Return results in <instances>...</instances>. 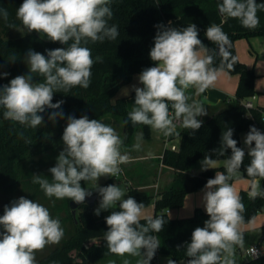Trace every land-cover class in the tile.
I'll use <instances>...</instances> for the list:
<instances>
[{
  "label": "clouds",
  "instance_id": "obj_1",
  "mask_svg": "<svg viewBox=\"0 0 264 264\" xmlns=\"http://www.w3.org/2000/svg\"><path fill=\"white\" fill-rule=\"evenodd\" d=\"M112 0H23L16 11L17 18L28 33L33 31L52 42L67 47L46 50L47 56L28 49L24 57L28 65L27 75H18L9 84L0 86V108L3 118L25 128L37 129L44 123L41 113L46 109H61L63 100L53 103L54 93H67L74 87L87 89L91 83L92 67L103 62V57H92L86 45L111 41L119 36L117 25L109 24L113 17ZM219 14L224 18L221 24H211L206 37L216 45L211 49L198 38L195 24L178 29L157 24L154 46L150 59L155 66L142 70L138 75L142 87L132 86L135 92L134 106L128 112L127 120L133 125L149 126L165 137L176 133L177 122L193 135L203 125L198 117L208 115L204 104L192 99L187 93L190 88L195 94L204 93L213 87L226 69L234 70L236 58L229 49L231 41L223 31L222 24L229 18L238 19L248 29L259 26L258 11L264 10V3L256 0H220ZM8 10L0 7V18L8 21ZM13 28V25H9ZM71 42V43H69ZM221 62L215 65V57ZM11 58L9 62H14ZM33 74L43 78L33 82ZM9 74L0 72V77ZM126 94H128V90ZM192 102L189 103V100ZM63 111H53L49 120L64 119ZM21 138L23 133H21ZM63 150L56 157L55 166L48 171L51 180L43 174H33L32 183L39 185L48 198L74 201L83 204L92 190L101 197L94 214L113 209L105 218L108 230L104 233L108 251L119 257H138L136 264H150L160 242L155 235L163 230L168 220L164 216L146 218L141 223L145 205L133 197L124 199V190L115 184L100 187L101 177H115L127 163L130 156L122 153L124 139L111 125L86 115L75 118L67 116L62 134ZM26 144H32L30 138ZM143 134L136 136L135 150H140ZM233 139V130L222 133L220 147L213 149L200 161L201 171L216 169L218 159H223L224 171H216L202 189L201 203L209 216L203 227H196L191 233V242L185 243L186 264H236L235 250L243 247L242 224L245 211L242 198L232 181L241 177L246 153ZM249 163L245 168L250 178V199H264V133L251 126L244 138ZM254 145V146H253ZM215 154L216 158H212ZM94 182L88 189L81 182ZM119 206V211L114 209ZM0 264H38L36 253L46 246L58 244L64 236V229L58 218L38 201L23 196L11 201L0 215ZM181 246H177L179 249ZM143 250V252L141 251ZM115 264V262H110ZM123 264H130L125 259ZM167 264H176L168 259Z\"/></svg>",
  "mask_w": 264,
  "mask_h": 264
},
{
  "label": "trees",
  "instance_id": "obj_2",
  "mask_svg": "<svg viewBox=\"0 0 264 264\" xmlns=\"http://www.w3.org/2000/svg\"><path fill=\"white\" fill-rule=\"evenodd\" d=\"M220 0H112L111 8L113 17L109 24H115L119 30V36L115 40H105L104 42L89 43L86 45L91 49L92 57H103L102 63H95L92 67L91 83L87 89L79 86L72 88L69 92L54 93L53 103L63 100L61 109H46L40 115L44 118V123L37 129L25 128L18 123L4 126L0 125V178L5 182H15L19 180L20 171L18 163L26 156L34 155L37 150L46 152L45 146L51 129V125H57L55 134V144L62 142V134L67 124V116L72 115L80 118L86 115L89 119H103L109 115L122 119L125 140H131L139 129L142 130L143 138L150 140L151 128L142 124L133 125L131 121L125 124L128 116V101L126 98H117L113 101L118 90L129 83L135 74H140L142 70L155 66L150 59V50L154 46V37L158 29L157 24L182 29L190 23L195 24L199 31V39L203 44L211 49L216 45L206 37V29L211 24H221L224 19L218 11L217 4ZM257 3H264V0H256ZM23 3V0H0V7L8 10V21L0 18V29L18 27L21 21L16 16V11ZM259 26L255 29H248L241 25L238 19H227L221 26L231 41L230 52L236 58L234 70H228L231 74L239 75L240 81L236 91V102L221 110L209 120L203 122L202 127L196 130L194 135L191 129H183L178 134L180 142L177 151L165 149L162 162L165 166L172 168L174 178L171 184L155 199V196L147 191L140 190L138 187H130L127 199L133 197L138 203H143L144 208L154 204V215L152 218L164 216L168 223L159 233L155 235L160 242L154 258L150 264H156L159 255H164L177 261L187 260L186 249L183 245L191 242V233L196 227H203L204 221L209 219L206 211L197 208L192 216L185 218H172L167 210L179 208L183 205L187 194L204 188L209 178H214L216 171L220 169H208L198 175L191 174L201 159L206 154L212 153L213 149L220 147L223 131L227 128L233 130V139L237 140V146L242 148L240 134L249 132L251 126H255L264 133V110L247 109L242 100L249 98L257 93L254 82L256 74L253 69H249L241 63L234 49V42L241 38L252 36H264V10L258 11ZM71 43V42H69ZM67 47L59 42L44 40L36 34H27L23 37L6 41L0 32V72H6L7 77H0V86L9 84L10 80L18 75L28 74V65L24 57L28 49L40 52L47 56L46 50ZM14 62H9L11 58ZM221 57H215V65L218 66ZM43 78L33 74V82H42ZM4 109L2 108L3 111ZM63 111L64 119H57L55 123L49 120V115L53 111ZM21 133L23 137L21 138ZM30 138L32 144H26L25 139ZM254 146V145H253ZM243 149V148H242ZM63 150V149H62ZM57 147L52 150V158L59 155ZM244 165L241 168L243 178L249 179L245 171L249 163L247 151ZM231 155L228 149L225 156L218 160H223ZM212 158H216L215 154ZM44 164V161H43ZM45 166V165H44ZM40 167V166H39ZM39 170V169H37ZM35 170H29L24 176L32 182ZM85 187L86 182H81ZM113 184L110 178L102 186ZM264 187V180H261ZM97 196L96 202L101 197L97 191L92 192ZM239 195L245 207L243 213L244 224L253 221L257 215L264 210V199H250L248 191L242 190ZM67 199V198H66ZM69 206L71 200H68ZM119 211V206L114 209ZM95 215L93 207L83 203L77 209V216L74 218L76 223L75 233L60 248L52 252L38 264H97L99 261L112 257L108 251L104 240V233L108 230L105 218L110 215ZM73 215V214H72ZM141 223H146V218L141 219ZM264 244V224L260 228ZM243 239L247 234L242 231ZM90 241L93 244L86 247ZM181 246L179 249L177 246ZM143 252V250H141ZM244 264H264V255L258 258H250Z\"/></svg>",
  "mask_w": 264,
  "mask_h": 264
},
{
  "label": "crops",
  "instance_id": "obj_3",
  "mask_svg": "<svg viewBox=\"0 0 264 264\" xmlns=\"http://www.w3.org/2000/svg\"><path fill=\"white\" fill-rule=\"evenodd\" d=\"M233 45L238 60L245 64L249 69H253L256 74L254 86L257 93L242 100V103L245 104L247 101H251L253 103L252 109L264 110V36L241 38L236 40ZM138 75L139 74H135L129 83L122 86L113 99V101H115L117 98H126L128 101L129 111H131L134 106L135 98V92L132 90V86L136 85L137 87H142V85L139 84ZM239 81V75L231 74L228 71H225V73L219 77L215 85L208 88L204 93L196 95L195 89L190 88L187 94L192 99L202 102L208 111V115L198 117V119H202L203 122H205L229 105L234 104L236 102V91ZM125 89L128 90L127 95H125ZM192 99L189 100V103L192 102ZM183 129V127H179V131ZM245 136V132L241 133L240 140L243 150L248 151L244 144ZM143 141L147 143H142V148L138 151L139 156H130V160L128 161L142 160L139 164L142 171H140V174L135 177V175L130 173L131 168L127 169V172L130 174L127 178V188L129 191L130 187H138L140 190L147 191L148 193L154 195L155 199H158L160 194L171 184L175 171L172 168L165 166L158 157L163 152V143L160 133L154 132L151 129L150 140L143 139ZM179 142L180 138L175 137L171 143L179 145ZM145 160L150 161L146 162ZM222 167L223 160H218L216 169H220ZM190 172L194 175L204 172L201 171L200 161ZM233 185L237 189L238 193L242 190L248 192L250 191V180L243 178L242 174L241 177L238 178V181L233 183ZM202 189L187 194L181 207L167 210L170 217L175 219L189 217L193 215L197 208L205 211L203 204L201 203ZM98 205L99 202H96L93 207V212ZM111 211H113V209H109L107 211L101 210L100 214H108ZM153 215L154 204H151L150 206L144 208L141 219L153 217ZM263 224L264 210L260 212L253 221L242 225L241 230L245 231L247 234V237L244 240L250 239L249 237L251 236L248 249L252 245L259 244L261 236L260 228ZM248 249H246V251ZM240 253L241 247L238 246L235 250L236 264H244L249 259L248 257L246 259H242L240 257ZM168 259L169 258L167 257L159 255L156 264H167ZM118 262L119 261H115V264ZM176 264H186V260L177 261Z\"/></svg>",
  "mask_w": 264,
  "mask_h": 264
},
{
  "label": "rangeland",
  "instance_id": "obj_4",
  "mask_svg": "<svg viewBox=\"0 0 264 264\" xmlns=\"http://www.w3.org/2000/svg\"><path fill=\"white\" fill-rule=\"evenodd\" d=\"M0 32H1L3 39L6 41L17 40L27 34H36L40 38H42L41 35L35 31L28 33L27 30L23 27L22 23L16 28L0 29ZM42 39L48 40L46 36H44ZM0 110H2V108H0ZM3 111H0V125L1 126H4V124L8 121L3 118ZM101 121L115 128L117 133L121 136V138L124 139V144L121 148L122 153L127 152L129 156H139L138 155L139 150H135L133 148V145L136 143V136L142 133L141 129L135 132L131 140H125L123 122L121 118L109 115L101 119ZM16 124L17 123H13L11 121H9L8 123V125H16ZM57 128H58L57 125H51V129L50 131H48L49 136L48 138H45L46 140L45 146L47 147V151L45 153L37 150L34 155L26 156L24 159H22L18 163V169L20 171L19 180L11 183V182L2 181V179L0 178V215H3V208L5 205H9L11 201L23 196L27 199L38 201L39 203L43 204L45 207L49 209L51 216L53 218H58L61 222V225L64 229L63 238L58 244L48 245L42 251L37 252L36 260L38 263L42 261L44 258H46L48 255H50L52 252H54L55 250L60 249L64 245V243L72 237L76 229V223L74 221V216L72 215V209L70 208L67 199L65 198L63 200H57L55 197H52V198L46 197L44 192L40 189L39 185L33 184L31 181L26 179V177L24 176L30 169L31 170L36 169L37 174H43L47 176L49 180H51V173L48 170L51 167L55 166L56 164V159L54 157L52 158V150L55 147H57V150H59L58 152L62 151L63 149L62 145L55 144L56 143L55 134H57ZM143 143H147V142L143 141ZM43 161H44V164H43ZM141 161L142 160H137V161H131V162L124 163L123 169L125 170V178L120 177V178L113 180L115 185L120 186L124 190L125 197L128 194L127 178H128V175H130L127 172V169L131 168L130 173L132 175H135V177H137L140 174V171H142L141 167H139L140 166L139 164L141 163ZM145 161L149 162L150 160H145ZM109 178L111 177L108 176V177L99 178V180L97 181L98 185L102 186L106 181H108ZM237 181L238 179H234L232 183H235ZM85 188L93 189L94 182H86ZM94 191L95 190H92V192ZM2 230H3L2 226H0V231ZM249 238L251 239V236ZM250 239L244 240L243 247H241L240 257L242 259L247 258L246 249H248L249 247ZM93 243L94 241L88 242L86 244V247ZM162 256L167 257L164 255ZM125 259L129 260L130 264H136V260L138 259V257L113 256L110 258L103 259L99 261L97 264H110V262H115V261H119L116 264H123V261Z\"/></svg>",
  "mask_w": 264,
  "mask_h": 264
},
{
  "label": "built area",
  "instance_id": "obj_5",
  "mask_svg": "<svg viewBox=\"0 0 264 264\" xmlns=\"http://www.w3.org/2000/svg\"><path fill=\"white\" fill-rule=\"evenodd\" d=\"M244 105H245V107L247 109H252L253 108V103L251 101H247ZM179 127H180V124H179V122H177V130H176V133H174V134H172L170 136H167V137H165L164 135L160 134L161 135V139H162V143H163V152L158 157L161 159V161L163 159V153H164V150L165 149H169L171 151H177L178 150V145H176L174 143H171V142H172V140L175 137H178V134L180 133ZM120 168H121L122 171L117 176L112 177L113 180L114 179H117V178H120V177L125 178V170L123 169V164L120 165ZM113 184H114V181H113ZM246 255H247V257L249 259L250 258H258L260 256H263L264 255V244H255V245H252L246 251Z\"/></svg>",
  "mask_w": 264,
  "mask_h": 264
},
{
  "label": "water",
  "instance_id": "obj_6",
  "mask_svg": "<svg viewBox=\"0 0 264 264\" xmlns=\"http://www.w3.org/2000/svg\"><path fill=\"white\" fill-rule=\"evenodd\" d=\"M230 51V49H229ZM96 199H97V196L96 195H91L90 197H86V200L84 203H86L87 205H90L92 207H94L95 203H96ZM82 204H76L74 201H71L70 202V208L72 209V214L74 216V218H76L77 216V209L81 206ZM260 242L262 243L263 242V239L261 238L260 239Z\"/></svg>",
  "mask_w": 264,
  "mask_h": 264
}]
</instances>
